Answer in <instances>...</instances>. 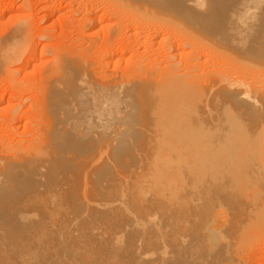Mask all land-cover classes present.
Returning <instances> with one entry per match:
<instances>
[{
	"label": "bare ground",
	"instance_id": "bare-ground-1",
	"mask_svg": "<svg viewBox=\"0 0 264 264\" xmlns=\"http://www.w3.org/2000/svg\"><path fill=\"white\" fill-rule=\"evenodd\" d=\"M100 1L108 9L89 11L84 28L106 16L121 18L119 29L123 19L166 23L179 29L168 34H179L184 58L169 54L177 47L165 26L164 65L156 54L151 62L154 50L139 54L148 64L128 62H138L129 74L102 67L98 76L92 54L74 53L84 74L70 51L50 63L54 78L43 67L37 133L22 148L0 142V264H81L91 253L123 264H235L241 246L264 238V0ZM23 24L0 37V75L25 58ZM160 30L142 43L153 46ZM102 54L97 66L108 62ZM16 90L24 102L25 88Z\"/></svg>",
	"mask_w": 264,
	"mask_h": 264
},
{
	"label": "rangeland",
	"instance_id": "rangeland-1",
	"mask_svg": "<svg viewBox=\"0 0 264 264\" xmlns=\"http://www.w3.org/2000/svg\"><path fill=\"white\" fill-rule=\"evenodd\" d=\"M75 1H77L78 3H76ZM87 1V2H86ZM93 1V2H92ZM85 2V3H84ZM23 4H24V6H23ZM93 4H94V6H93ZM107 8V6L105 5V4H103L102 3V1H100V3H98V0H0V8H2V9H5L6 11H5V15L3 14V16L2 17H0V37H2L1 35H3L4 33L5 34H7L8 32L10 33V32H13V30L15 31V30H17V28H19V26H22L21 24L22 23H25L26 24V26L28 25V27H29V30H28V35L29 36H25L26 35V33H27V30L25 31V34L22 36V40H23V42L25 43L26 42V44H24V48H25V53H26V55H25V58L23 59V61L21 62V61H19V64L17 65V62L15 63V65L13 64L12 66L14 67L13 69L15 70L16 68L17 69H19V70H15L14 72L15 73H7L8 74V76H7V74L6 75H3V74H1L0 76H2L3 77V79H1V77H0V142H2L3 143V145H4V142H6V141H8L9 139H11V138H13V139H11V141L9 140L8 141V143L10 142V144L12 145V143H13V146L16 144V145H23L24 144V142L23 141H25V138H26V136H27V138H26V140H31L30 138L28 139V137H31V136H35V131H36V133H37V130H36V125H35V123L33 122V120H35V122L36 121H39V118H38V113H37V110H38V106L40 105V100L42 101V96H40V95H42V92L40 91L41 90V88H44L41 84H42V82H41V80H39L40 78H42L43 76H40L41 74H43L42 73V71L44 70V68H46V70L48 69V74H46V75H44V77L43 78H47L48 76H50V77H48L47 79H46V81L50 78H54V71H53V65H51L50 63H53L55 60V58L57 57V55H61V56H63V57H66V58H72V56H75V57H73V59L75 58L77 61L78 60H83V59H80L79 57H77L76 58V55L79 53V56H81V53L83 54V56L86 54V55H88L89 54V56H90V54H92L91 55V57H89V58H94V61H95V63L92 61L93 60V58L90 60V63H88L89 62V60H88V62L86 61V63L87 64H89V66H91V65H93V66H97L96 65V63H98V61H99V63H100V60H101V54H102V52L104 51V56H102V58L104 57V60H102V61H108L107 62V64L106 65H104L105 64V62L103 63V65L105 66H100L99 64H98V66L97 67H95V68H93V66H91L92 67V69H94L95 71L94 72H96L95 74L97 75L98 74V76L101 74V72H102V70H103V68H105V70H108V68L110 69H116L115 71H117L118 69H119V73L118 74H120L121 72H122V74H124L123 73V71L125 72V74H129L128 72H126L127 71V68H128V71L130 72V70L135 66V65H137L138 64V62L136 63V64H133V63H135V61L133 62V58H138V55L140 54H142L141 56H143V57H146L149 53H152V52H154V50H155V52H154V55L156 54L157 56H158V58H161L160 60H158L162 65H164L162 62H164V63H166L167 62V60H166V62H165V59H167L166 57H165V55L164 54H166L165 53V50L163 51H161V49L160 48H162V49H164V48H167V46L166 45H164V44H168V42L166 41V43H162L163 42V40L162 41H159L158 42V40H159V38L160 37H163V36H165V35H169V37H171L172 35L171 34H175V35H177L176 34V32L179 30H177V31H175L176 30V28H171V27H168L167 25H161V23H159L158 25H159V29H158V25H156V29H152L151 28V26H150V24H148L147 23V26H146V24L144 25L143 23H145V20H144V22L142 21V23H141V19L139 20V19H137V20H139L138 22H134L133 20L132 21H127L126 19H123L122 20V22H124V23H122L121 24V27H120V29H119V27H117V26H119L120 25V23H121V21H119V22H117L118 21V18H113V17H108V16H106L105 18H103V19H101L100 21H98L96 24H93V26H92V24H90V25H88V28H87V26H85L86 28H84L83 26H84V18L83 17H86V19H87V17L88 16H86V15H89V17H92V14H91V12L90 13H88L89 11H93L97 16H99L100 14H102L104 11H105V7ZM75 7H76V9H75ZM97 7V8H96ZM9 8V9H8ZM11 8V9H10ZM70 9V10H69ZM108 9V8H107ZM11 12H10V11ZM77 10V12H75ZM7 12V13H6ZM107 12V11H106ZM82 13V14H81ZM12 14H16L15 16H18V18L16 17L15 18V16L14 15H12ZM84 14V15H83ZM27 16V17H26ZM45 16V17H44ZM76 19V20H75ZM80 19H82V20H80ZM86 19H85V21H86ZM105 19V20H104ZM111 19H113V20H111ZM116 19V20H115ZM121 18H119V20H120ZM25 20V21H24ZM97 20H98V17H97ZM115 20V21H114ZM125 20V21H124ZM127 21V22H126ZM131 22V23H130ZM151 22V21H150ZM72 23H73V25H72ZM76 25H75V24ZM84 23V24H83ZM87 23V22H86ZM116 23H118V25L116 26ZM126 23H129V24H126ZM135 23H136V25H135ZM138 23V24H137ZM140 23V24H139ZM153 23V22H152ZM157 23V22H156ZM25 24H23V25H25ZM112 24L113 25H115L116 26V29L118 30V31H120V33L118 32V31H116L115 29L113 30V26H112ZM141 24H143V26L141 25ZM163 24V23H162ZM86 25V24H85ZM125 26V27H123V26ZM130 25V26H129ZM138 25V26H137ZM150 26V28H149V26ZM14 26V27H13ZM17 26V27H16ZM25 26V29H27V27ZM91 26V27H90ZM114 26V27H115ZM144 27V28H142V27ZM148 27V28H146V27ZM161 26V27H160ZM164 26V27H163ZM165 26H166V28H165ZM16 27V28H15ZM15 28V29H14ZM23 29H24V27H22ZM83 28V29H82ZM146 28V29H145ZM160 28H163V30H164V28H165V30H164V32H163V30H160ZM167 28H169L168 30H167ZM3 29V30H2ZM11 31H10V30ZM123 31H122V30ZM125 29V30H124ZM141 29H143V30H145V31H141ZM148 29V30H147ZM150 29V30H149ZM170 29H172V31H170ZM129 30V31H128ZM133 30V31H132ZM147 30V31H146ZM155 30H160V31H158V35L156 36V39H154V41H155V44H153V46L152 45H150V44H148V42H145V41H150V40H148V39H146L145 40V38H147V37H142V35L143 36H145L146 35V33L145 32H150L151 34H152V32L151 31H155ZM166 30L168 31V32H166ZM112 31H116L115 33H116V35L112 32ZM123 32V33H122ZM136 33V32H139L140 34L138 35V33L137 34H135V36H134V34L133 35H131L130 36V33ZM165 34H163V33ZM175 32V33H174ZM179 32V31H178ZM177 32V33H178ZM129 33V34H128ZM145 33V34H144ZM161 33H162V35H161ZM167 33V34H166ZM168 33H171V34H168ZM4 34V35H5ZM112 34L114 35L113 36V38L115 39H113L112 38ZM126 34V35H125ZM117 35H119V36H117ZM175 35H173V37H175V38H173V37H171V38H173V39H171L170 38V41H172V43L173 42H175V43H173L172 45L173 46H176L177 48H170V50H169V54H172V51L174 50V51H176V52H174L173 51V54H175V57H174V59L173 60H175V58L177 59V57H178V59H177V61L178 60H180L181 58L180 57H182L183 56V54L185 55V52H186V50H185V48H182V42L179 40V38L178 37H180L179 36V34H178V36H175ZM7 36V35H6ZM72 36V37H71ZM127 36V37H126ZM134 36V37H133ZM138 36V37H137ZM140 36V37H139ZM160 36V37H159ZM26 37H29V38H27L28 40H26ZM77 37V38H76ZM126 37V38H125ZM158 37V38H157ZM25 38V39H24ZM112 38V39H111ZM124 38V39H123ZM135 38V39H134ZM144 38V44L142 43L143 42V39ZM165 38V37H164ZM130 39V40H129ZM133 39V40H132ZM137 39L138 40H140V41H138L139 43H141V44H143V46L140 44L139 45V43L138 44H136L137 42ZM161 39H163V38H160V40ZM177 39V41L179 40L181 43L179 44L177 41H175V40ZM25 40V41H24ZM91 41V43H89L90 41ZM93 40V41H92ZM142 40V41H141ZM174 40V41H173ZM82 41V42H81ZM74 42V43H73ZM78 42V43H77ZM104 42V43H103ZM110 43V45H111V49H112V47L114 48V49H112L113 51H114V53L113 52H111V53H109V55L110 54H112V55H110V57H112V58H109V56H108V54L106 53V56H105V51L107 50V49H110V48H108L109 46H107V43ZM129 42V43H128ZM160 42L162 43V45H164L163 47H162V45L160 44ZM165 42V41H164ZM95 43V44H94ZM108 43V44H109ZM113 45H112V44ZM150 43V42H149ZM171 43V42H170ZM78 44V45H77ZM87 44V46H85ZM90 44V45H89ZM92 44H94L93 45V47H92ZM106 44V45H105ZM145 44H148L147 46L145 45ZM156 44H158V46L156 45ZM178 44V45H177ZM88 45L91 47H88ZM124 45V46H123ZM138 45V46H137ZM151 46L150 48L151 49H149V47L148 46ZM179 45H180V47H179ZM59 46H65V47H59ZM75 46H76V49H74L73 51H72V49L73 48H75ZM101 46V47H100ZM103 46V47H102ZM107 46V48H106V50L105 49H103V48H105ZM54 47V48H53ZM70 47V48H69ZM124 47L126 48V50H124ZM133 48V49H135V50H132V49H130V48ZM135 47V48H134ZM145 47V48H144ZM153 47V48H152ZM53 48V49H52ZM60 48V49H59ZM82 48V49H81ZM84 48V49H83ZM117 48V49H116ZM119 48V49H118ZM127 48H129V49H127ZM179 48V49H178ZM183 49V50H181V49ZM42 49L44 50V51H42ZM65 51H64V50ZM66 49H71V50H66ZM160 49V53L158 52V50ZM171 49H173V50H171ZM186 49H188V48H186ZM204 49V48H203ZM203 49H201V47H200V49H199V51L200 52H202V51H205V49L203 50ZM53 50V51H52ZM75 50H78L77 52H75ZM86 50V51H85ZM103 50V51H102ZM112 50H110V51H112ZM157 50V51H156ZM189 50V49H188ZM187 50V51H188ZM202 50V51H201ZM70 51H71V53H70ZM109 50H107V52H108ZM109 51V52H110ZM141 51H143V52H145V53H143V52H141ZM180 51H183V52H180ZM198 50H196L193 54H194V56L196 55H199L200 54V56H199V59L201 58V56H202V58L201 59H203V58H207L208 57V55H210L208 52V50H206V51H208V52H202V53H200ZM85 52V53H84ZM91 52V53H90ZM98 52H100V53H98ZM132 52V53H131ZM148 52V53H147ZM162 52H164V53H162ZM182 53V56H181V54L179 55L178 53ZM189 52V51H188ZM197 52H199V54H197ZM55 53V55H53ZM72 55H70V54ZM74 53H77V54H75L74 55ZM97 55H96V54ZM157 53H159V54H157ZM204 53L205 54H207V56L205 57L204 56ZM211 53V52H210ZM40 54H41V56H40ZM66 54H68V57H67V55ZM102 54V55H103ZM118 54V55H117ZM122 54V55H121ZM146 55V56H144V55ZM160 54L162 55L161 57H160ZM211 54H213V53H211ZM30 55V56H29ZM45 55H47L46 57H45ZM51 55H53V56H51ZM94 55H95V57H97V58H95L94 57ZM139 55V58L140 59H137L139 62H141V63H143V64H146L148 61L147 60H143V57L141 58V56ZM150 55V54H149ZM155 55V57L153 56L152 57V59L153 60H151V62L153 61L154 62V60L155 59H157V56ZM187 55L189 56V54L187 53ZM186 55V58L188 57ZM213 55H215V53L213 54ZM29 56V57H28ZM108 56V57H107ZM151 56H152V54H151ZM164 56V57H163ZM50 57H54V58H52L53 60H52V62H50L51 60H49L48 62H49V64L50 65H48L47 63V59H49ZM86 57V56H85ZM84 57V58H85ZM99 57V58H98ZM108 59H111V60H108ZM162 57H163V59L164 60H162ZM29 58H30V61H29ZM31 58H33V59H31ZM155 58V59H154ZM182 58H184V57H182ZM27 60V61H26ZM86 60V59H85ZM113 60V61H112ZM130 60V61H129ZM161 60H162V62H161ZM182 60V59H181ZM206 60V59H205ZM92 61V62H91ZM111 61V62H110ZM144 61V62H143ZM145 61H147L146 63H145ZM201 61V60H200ZM21 62V63H20ZM26 62V63H25ZM115 62V64H113V63ZM128 62H133L132 64H133V67L131 66V64H130V66L132 67L131 69H129V67L130 66H128V67H126L129 63ZM156 62H157V60H156ZM204 62V60H202L201 61V68L202 67H204L203 69H201V70H206V69H208V67H209V64H207L206 65V63H204L205 64V66H202V63ZM108 63H109V65H108ZM112 63V64H111ZM150 63V62H149ZM85 63L84 62H80V61H78V66H80L81 67V71L85 74V72L88 70L86 67H84L85 65H84ZM86 64V65H87ZM91 64V65H90ZM148 64V63H147ZM203 64V65H204ZM17 65V66H16ZM22 65V66H21ZM44 65V66H43ZM83 65V66H82ZM115 65V66H114ZM51 68V66H52V70H50L49 69V67ZM108 66V67H107ZM16 67V68H15ZM44 67V68H43ZM103 67V68H102ZM83 68H86V69H84V70H86V71H84L83 70ZM89 68V67H88ZM101 69L100 71L99 70H97V69ZM90 69V68H89ZM92 69H90V70H92ZM111 69L110 70H108V71H111ZM24 70H25V72H24ZM34 70V71H33ZM36 70H37V72H36ZM46 70H44V71H46ZM52 71V72H50V71ZM114 70H112L113 72H112V74H114ZM123 70V71H122ZM19 71V72H18ZM43 71V72H44ZM97 71H99V72H97ZM88 72V71H87ZM93 72V73H94ZM50 73V74H49ZM89 74L90 73H92V72H88ZM13 74V75H12ZM45 74V73H44ZM88 74V75H89ZM95 74H93V75H95ZM117 74V75H118ZM48 75V76H47ZM55 75H56V73H55ZM86 75H87V73H86ZM87 75V76H88ZM116 75V74H115ZM121 75V74H120ZM15 78V76H16V79H18L19 80V82H22V83H20V84H18V80H15L13 77ZM47 76V77H46ZM8 80V81H7ZM10 80V81H9ZM44 80V79H43ZM40 81V82H39ZM11 84H9V83ZM25 82V83H24ZM37 82H39V84H38V86L39 87H37V85L35 86V83H37ZM24 83V84H23ZM27 83V85H25ZM41 83V84H40ZM25 85L24 86V88H25V90H26V95L24 96V102L22 101V99H23V95L22 94H24V92L22 91L24 88L22 87V85ZM18 85V86H17ZM20 85H21V87H20ZM29 85V86H28ZM12 88H11V87ZM28 86V87H27ZM32 88V90H30L31 88ZM19 89L20 91H22V92H20L21 93V95L20 94H18V95H15L16 93H15V90L16 89ZM23 88V89H22ZM14 89V90H13ZM28 89L30 90V91H28ZM36 89H37V91L39 92L40 91V93H36L37 91H36ZM19 90H18V92H19ZM13 91H14V94H13ZM36 91V92H35ZM16 92H17V90H16ZM28 92V93H27ZM15 95V96H14ZM36 95H38V97L40 98H37V96ZM16 96H18V97H20L19 99H18V97H16ZM36 96V97H35ZM26 98H29V99H27L26 100ZM21 99V100H20ZM36 99H37V101H36ZM21 101V102H20ZM35 101H36V103H35ZM22 104V105H21ZM15 106V107H14ZM32 116H34V117H32ZM38 118V120H36V118ZM33 118V119H32ZM15 119V120H14ZM32 119V121H29V120H31ZM9 120H11V121H9ZM29 122H31V124H32V122L34 123V124H32V125H34V129H32L31 127H32V125L31 124H29ZM7 124V125H6ZM11 124V125H10ZM37 124V123H36ZM29 125H31V126H29ZM16 126V127H15ZM36 126V127H35ZM23 127V128H22ZM29 127H30V129H32L31 131V133L29 132L30 130H27V129H29ZM27 131L30 133V134H32V135H30L29 133H27ZM19 132V133H18ZM24 132H26V134H28V135H30V136H28V135H26V134H24ZM18 133V134H17ZM20 133H22L23 134V136H25L24 138H23V136H21V134ZM15 134H17V135H15ZM18 135H20V136H18ZM37 135V134H36ZM1 136H3V139H2V137ZM15 137V140H14V137ZM17 136V137H16ZM7 138V139H6ZM17 138H20V139H22V141H21V143H19L18 144V140H17ZM34 137H32V139H33ZM6 140V141H5ZM13 141H16V142H13ZM20 141V140H19ZM12 142V143H11ZM31 142V141H30ZM29 141L26 143V141H25V144H29L30 143ZM8 143L6 144L5 143V145H8ZM23 145L24 147L26 146V145ZM18 146V147H19ZM21 148H22V146H20ZM253 241H255L256 243H254ZM260 241V242H259ZM259 241L257 240V239H254V240H252V244H250L251 243V241H249L248 243H246L245 244V246H241V248H240V250H239V252H238V256H239V260H235V264H259V263H264V238L262 239H259ZM259 242V243H258ZM256 244V245H255ZM246 245H248V246H246ZM254 245V246H253ZM251 246V247H250ZM243 247H249V248H245V249H243ZM245 250V251H244ZM252 250V251H251ZM242 252V253H241ZM89 254L90 253H84V254H82V255H84V256H89ZM91 255V257H92V260L90 261V262H87V261H83L82 260V262H81V264H123V263H125V262H123V261H121L120 262V260H118V259H116V258H114V257H112L111 255H109V254H106V253H103V254H101L100 255V259H94L93 258V253H91L90 254ZM117 255V254H116ZM262 255V257L260 258V256ZM104 257H108L107 258V260L106 259H104ZM103 258V259H102ZM244 258V259H243ZM83 259H86V258H83ZM106 260V261H105ZM245 260V261H244Z\"/></svg>",
	"mask_w": 264,
	"mask_h": 264
}]
</instances>
